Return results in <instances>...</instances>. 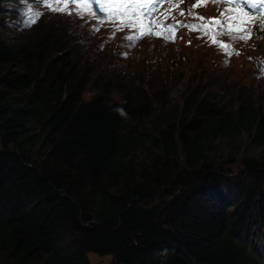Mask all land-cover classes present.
Segmentation results:
<instances>
[{
	"label": "trees",
	"instance_id": "trees-1",
	"mask_svg": "<svg viewBox=\"0 0 264 264\" xmlns=\"http://www.w3.org/2000/svg\"><path fill=\"white\" fill-rule=\"evenodd\" d=\"M15 15L29 33L9 40L0 27V264H91L89 253L115 264H264V160L245 163L248 184L210 157L242 133L264 147V106L232 110L198 88L173 106L148 73L121 84L77 35L115 40L106 14L0 0V17Z\"/></svg>",
	"mask_w": 264,
	"mask_h": 264
},
{
	"label": "rangeland",
	"instance_id": "rangeland-1",
	"mask_svg": "<svg viewBox=\"0 0 264 264\" xmlns=\"http://www.w3.org/2000/svg\"><path fill=\"white\" fill-rule=\"evenodd\" d=\"M155 4L166 11L174 12L187 25L188 31L185 30L182 33L181 42L179 40L170 44L161 40L147 39L133 49L126 50V56H120L117 55L120 49L116 46V40L107 42L99 38L100 34L89 36L77 34L80 43L88 50L90 58H96L99 53L103 55L101 68L99 66L95 69L112 70L113 75L121 78V84L128 81L127 77L132 74L143 77V73H148L154 81L147 86L154 87L156 92L159 91V100L168 101L167 103L173 106L181 105L184 97L195 88L209 94L215 91L216 98L213 101L218 100L222 106L226 105L232 110H236L243 101L255 107L264 106V76L257 71L255 64L247 59L250 54L251 56L264 54V33L261 34L256 30L255 36L246 42H233L227 36H216V31L221 29L217 26L204 27L202 20L195 18L207 16L222 21L225 20V16H231L227 7L220 9V4L218 9L212 0L183 2L182 0H157ZM197 4L201 6V8L197 7L198 10L193 8V5ZM188 9L194 10L191 15L187 13ZM181 12L184 14L181 15ZM222 12L225 15H221ZM44 17L47 21L52 19V15L47 13ZM72 20V18H64L59 22L71 28L69 23ZM0 23V27L5 24L9 40L26 39L29 33L28 31L19 33L17 27L20 23L16 15L12 20H3L0 17ZM188 24L193 27H188ZM83 29H87L85 24ZM125 43L129 44V41ZM221 44L228 45V48L220 47ZM236 51H239L240 55H235ZM227 52L234 55H228ZM160 81L167 83L168 86L162 87ZM92 95L91 91H86L84 99L88 100ZM155 95L152 94V98ZM210 157L216 163L215 166L223 168L227 176L233 177L242 172L244 174L242 180L252 184L255 176L251 171L244 172L245 163L248 160L263 161L264 147L252 145L248 135L242 133L240 139L235 142L225 140L217 142ZM258 224L264 235V225L261 221H258ZM88 259L91 264H115L112 256L100 257L89 253Z\"/></svg>",
	"mask_w": 264,
	"mask_h": 264
},
{
	"label": "snow or ice",
	"instance_id": "snow-or-ice-1",
	"mask_svg": "<svg viewBox=\"0 0 264 264\" xmlns=\"http://www.w3.org/2000/svg\"><path fill=\"white\" fill-rule=\"evenodd\" d=\"M44 4L54 13L57 12H65V9L68 4L76 5L77 7H83L88 15H92L95 17V13L90 10L91 5L85 0H43ZM97 6L99 7L101 12H105L107 15L111 16L113 20L120 21V27H136L137 24L141 20L142 14L146 13L149 10L148 4L146 0H95ZM213 3L220 4L225 3L229 5H235V8L241 9L243 11L242 6H246L248 9H257V14L264 13V0H212ZM200 6L199 4L193 5V8ZM111 9L109 12L108 10ZM232 9H229L231 11ZM188 13L192 14V9L187 10ZM65 14L71 15V12H66ZM78 15L80 13H77ZM181 15L184 13L181 12ZM41 13L39 11L34 13V18L39 17ZM221 15H225L224 12ZM174 18V17H172ZM195 18L204 20L208 19L209 24H216L218 25L219 29L217 30L215 35L216 36H227L233 42H246L248 39L251 38V28H245L241 23V16H225L224 21H218L215 18H205L202 16H196ZM233 20L235 23L233 24ZM34 22V20H33ZM245 25L248 24L247 21L244 22ZM255 26V25H253ZM261 30H264V22H261L259 25ZM188 27H193L192 25H188ZM207 27V26H204ZM171 31V29H169ZM153 32L150 28H145L143 35H152ZM165 39H169L168 36L164 37ZM125 39L131 40L133 37L128 36ZM215 43V40H213ZM220 47L227 49L228 45L221 44ZM232 53H228L231 55ZM235 55H240L239 51L234 53ZM252 59V58H250Z\"/></svg>",
	"mask_w": 264,
	"mask_h": 264
},
{
	"label": "bare ground",
	"instance_id": "bare-ground-1",
	"mask_svg": "<svg viewBox=\"0 0 264 264\" xmlns=\"http://www.w3.org/2000/svg\"><path fill=\"white\" fill-rule=\"evenodd\" d=\"M203 3V2H202ZM207 5V4H206ZM200 8H201V6H199ZM220 7V6H219ZM199 8V9H200ZM202 8H203V6H202ZM224 8V7H223ZM196 9H197V7H196ZM204 9V8H203ZM198 10V9H197ZM192 11H194L193 9H192ZM203 11V10H202ZM211 11V10H210ZM205 12V11H204ZM188 13V12H187ZM186 17V16H185ZM187 20H189L188 18H187ZM95 22V21H94ZM93 23V22H92ZM5 24H6V22H5ZM4 24V25H5ZM189 25V24H188ZM180 42H181V40H180ZM80 44V43H79ZM219 48V47H218ZM220 49V48H219ZM215 50H216V48H215ZM229 50V49H228ZM218 51V50H217ZM220 51V50H219ZM226 52V51H225ZM232 52V51H231ZM109 53V52H108ZM228 53V52H227ZM233 54V53H232ZM234 55V54H233ZM90 58V57H89ZM107 74V73H106ZM107 76V75H106Z\"/></svg>",
	"mask_w": 264,
	"mask_h": 264
}]
</instances>
